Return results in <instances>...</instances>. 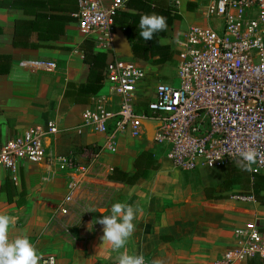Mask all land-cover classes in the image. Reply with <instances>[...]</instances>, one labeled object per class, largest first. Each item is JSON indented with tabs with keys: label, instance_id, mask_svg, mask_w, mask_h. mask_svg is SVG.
Here are the masks:
<instances>
[{
	"label": "crops",
	"instance_id": "1",
	"mask_svg": "<svg viewBox=\"0 0 264 264\" xmlns=\"http://www.w3.org/2000/svg\"><path fill=\"white\" fill-rule=\"evenodd\" d=\"M202 3L203 0H180L175 9L173 0H129L126 8L115 15V27L128 39L133 56L128 58L111 50L108 61L116 56L138 66L148 64L157 71L156 75H148L147 69H143L145 77L134 92L138 113L147 111L156 83H169L172 73L175 77L177 41L190 25L205 23L200 16ZM147 4L158 10L169 5L177 15L165 34L159 36L167 38L168 43L164 45H169L172 51L171 59L165 63L154 64L136 58L141 53L139 48L135 51V46L139 47V15ZM77 11L75 0H0V143L30 126H44L48 120L55 121L60 130L55 137L46 140L54 153L65 154L82 145L102 141L101 135L88 130L80 135L74 132L90 101L72 104L64 96L67 84L84 83L88 74V66L80 53L86 38L78 30ZM157 58L158 54H154L153 60ZM26 59L54 61L57 67L53 71L32 72L18 65ZM165 65L172 68L171 73L159 71ZM158 73L167 74L154 83L151 78L156 79ZM147 75L151 76V82L145 87ZM147 88L151 89L149 97L145 95ZM99 92L110 93L111 90L103 81ZM116 102L117 98L113 97L109 107L116 108ZM143 150L139 136L128 135L120 140L115 153L102 152L93 162L81 204L86 211L89 207L96 209L90 212V222L81 220L80 216L60 215L58 208L65 193V175L25 163L15 184L0 172V214L18 217L9 228V239L27 235L39 257L53 254L56 264H117L119 252L102 240L103 226L97 220L102 218L100 210H105L103 215H111V206L122 202L139 211L133 221L136 230L120 252L143 254L149 264L153 261L213 264L219 253L236 244L234 228L250 224L264 213V206L256 201H240L230 196L208 199L203 188L210 174L206 175V182L200 181V189H195L193 183L188 182L189 175L180 173L191 171L174 168L167 158L159 159V168L150 170L147 177L136 184L108 179L113 168L131 172L135 157ZM172 178L179 189L176 193L162 192L163 186H171L168 182ZM65 224L73 226L68 235L60 233Z\"/></svg>",
	"mask_w": 264,
	"mask_h": 264
},
{
	"label": "built area",
	"instance_id": "2",
	"mask_svg": "<svg viewBox=\"0 0 264 264\" xmlns=\"http://www.w3.org/2000/svg\"><path fill=\"white\" fill-rule=\"evenodd\" d=\"M75 1L80 34L93 41L95 50L111 51L114 17L129 0ZM179 4L180 0H173L175 9ZM200 16L205 23L190 25L177 41L176 81L156 84L147 111L135 109L134 92L145 77L143 68L115 56L103 80L111 92L92 96L74 129L79 135L83 130L101 135L102 141L54 153L46 140L60 130L55 121L48 120L44 126H30L0 143V172L15 184L25 163L65 175L60 215L90 222L92 215L81 204L93 162L102 152L115 153L125 136L146 138L142 119L161 122L152 143L180 171L220 168L238 160L240 151L252 148L258 156L249 172H264V0H203ZM18 65L32 72L57 67L54 61L41 59L22 60ZM113 97L116 108L109 107ZM231 197L255 201L251 195ZM69 226L63 225V230L68 232ZM233 233L236 244L219 253L213 264L252 259L264 263V213L250 224L237 226ZM40 264H56L55 255L41 257Z\"/></svg>",
	"mask_w": 264,
	"mask_h": 264
},
{
	"label": "trees",
	"instance_id": "3",
	"mask_svg": "<svg viewBox=\"0 0 264 264\" xmlns=\"http://www.w3.org/2000/svg\"><path fill=\"white\" fill-rule=\"evenodd\" d=\"M191 7V3H188ZM156 13L167 18V24L177 18V15L172 13V8L169 5L162 6L159 10L152 7L150 4L144 7L139 20L143 14ZM136 20V16H129ZM115 24V21H114ZM160 32L154 35L153 40L144 41L139 37V47L135 46V51L139 53V60L154 64H161L169 61L172 56V51L169 45H160L157 43L159 36L164 35ZM80 53L84 64L88 66V74L84 83L67 84V89L64 92L65 98L72 104H88L90 98L97 94L103 87L104 73L107 68L108 54L107 51H96L93 49V42L90 39H85L80 47ZM150 53V54H148ZM154 54H158V58L153 60ZM157 147V146H156ZM160 148V147H159ZM157 147V149H159ZM160 166L159 154L153 149H144L133 161V170L125 172L118 168H113L108 175V179L112 181L123 182L128 185L136 184L144 180L150 170H156ZM219 172L211 173L209 182L204 186L203 191L208 199H225L235 194L251 195L254 200L264 206V173L251 174L249 171L241 170L237 166V161L233 160L223 167L215 168ZM218 176V177H217ZM247 264H263L257 260H249Z\"/></svg>",
	"mask_w": 264,
	"mask_h": 264
},
{
	"label": "clouds",
	"instance_id": "4",
	"mask_svg": "<svg viewBox=\"0 0 264 264\" xmlns=\"http://www.w3.org/2000/svg\"><path fill=\"white\" fill-rule=\"evenodd\" d=\"M168 29L167 18L156 13L143 14L139 20V37L144 41H151L154 35L166 32ZM160 45L168 43L166 37H160L157 41ZM259 74V70H258ZM237 166L244 171H250L251 165L256 163L258 153L249 148L238 153ZM47 179V178H45ZM89 207L86 212H95ZM102 218L97 223L103 226L102 240L108 242L113 251L119 252L117 264H146L143 254H129L124 249L129 238L136 230L133 221L139 208L122 202H116L111 206V215H103L105 210H100ZM18 217L0 214V264H39V254L35 245L27 235L9 239V228L14 226ZM152 264H162L161 261H153Z\"/></svg>",
	"mask_w": 264,
	"mask_h": 264
},
{
	"label": "rangeland",
	"instance_id": "5",
	"mask_svg": "<svg viewBox=\"0 0 264 264\" xmlns=\"http://www.w3.org/2000/svg\"><path fill=\"white\" fill-rule=\"evenodd\" d=\"M170 43H173V42H170ZM141 66L142 65H140V67ZM142 67H143V69L144 68L147 69V72H148L147 74L148 75H154V74L156 75V73H157V71H155L154 68H150L148 64H144V66H142ZM160 70H161V72H167L169 74V73H171L172 68L170 69L169 66H166L165 65L162 68H160L159 71ZM167 73H160V74L158 73L157 76H156V79H153V78H151V79H152V81H154V83L155 82H160V80H162V78L164 77V76L162 77V75L167 74ZM148 75L146 77L147 80H148V83L145 85V87L148 86V85H150V82H151V80L149 79L151 76L148 78ZM172 75H173V79H172V81H169V83H174L176 81V77H174V74L173 73H172ZM156 84H158V83H156ZM150 91H151V89L150 88H147V90L145 91L146 97L147 96L148 97L150 96ZM139 145L141 146L142 149H153V150H156L158 152V154H159V159L160 160L166 158V156H164V150H162L159 147H158L159 149H157L156 146L150 144L144 137L143 138H140L139 137ZM206 172H207V174H205ZM214 172L217 174L219 171L217 169H215V168L202 167L200 170H194V171H191V172H180V173H183V174H185L187 176L189 175L188 182L193 183V186L195 187V189H197V188L200 189V181L203 179L206 182L207 179H208L206 175H209V174L211 175V173H214ZM199 173H203L202 176L201 175L199 176ZM177 175L175 174L176 178L179 179ZM168 183L171 184V186L168 187V188L166 186H163V191L162 192H165V193H168V194L169 193H176V191L179 188L175 185L176 184L175 183V179L172 178ZM229 195L231 197L232 193L229 194ZM71 226H69L68 232H65L63 230V227H62L61 230H60V233L62 235H68V233H70L72 231L71 228L73 226L72 227Z\"/></svg>",
	"mask_w": 264,
	"mask_h": 264
},
{
	"label": "water",
	"instance_id": "6",
	"mask_svg": "<svg viewBox=\"0 0 264 264\" xmlns=\"http://www.w3.org/2000/svg\"><path fill=\"white\" fill-rule=\"evenodd\" d=\"M112 51L115 54H120L128 58H132L133 56L131 52L130 43L125 37L123 31L119 28H116L115 34L113 36ZM141 123L145 128L147 141L152 142L155 130L161 125V122L158 120L142 119Z\"/></svg>",
	"mask_w": 264,
	"mask_h": 264
}]
</instances>
